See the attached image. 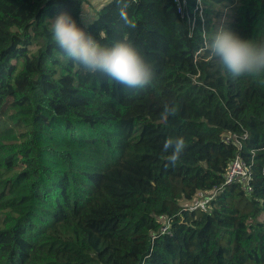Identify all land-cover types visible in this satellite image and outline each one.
Returning <instances> with one entry per match:
<instances>
[{
	"label": "trees",
	"instance_id": "obj_1",
	"mask_svg": "<svg viewBox=\"0 0 264 264\" xmlns=\"http://www.w3.org/2000/svg\"><path fill=\"white\" fill-rule=\"evenodd\" d=\"M126 2L135 28L117 0L89 24V0H0V264H264V77L232 79L209 48L221 27L264 43V0ZM61 11L102 45L130 41L152 84L65 58L49 32ZM237 157L252 193L182 206Z\"/></svg>",
	"mask_w": 264,
	"mask_h": 264
},
{
	"label": "clouds",
	"instance_id": "obj_2",
	"mask_svg": "<svg viewBox=\"0 0 264 264\" xmlns=\"http://www.w3.org/2000/svg\"><path fill=\"white\" fill-rule=\"evenodd\" d=\"M122 6L120 18L131 28L135 23L127 14L126 0H117ZM203 5V0H197ZM85 15V13H84ZM49 32L55 46L65 58L90 73H101L109 82L123 88L143 89L153 82L154 72L134 45L127 40L116 41L111 46L102 45L98 39L79 27L72 15L61 11L50 20ZM212 56L222 70L232 79L241 77H264V43L243 39L235 32L219 28L212 36L209 45ZM264 82V81H261ZM166 113L175 114L176 109L165 108ZM185 147V140L168 138L164 149L173 148L170 160L175 162Z\"/></svg>",
	"mask_w": 264,
	"mask_h": 264
},
{
	"label": "built area",
	"instance_id": "obj_3",
	"mask_svg": "<svg viewBox=\"0 0 264 264\" xmlns=\"http://www.w3.org/2000/svg\"><path fill=\"white\" fill-rule=\"evenodd\" d=\"M179 12H182V8H179ZM252 172L251 167L248 166L240 157H237L233 160L225 174V180L222 186L218 188H214L209 191H200L195 196V198L191 202H187V204H182L186 208L190 210L202 209L204 211H209L210 202L218 196V194L226 187L235 183H240L244 190L250 194L252 193ZM202 195L204 200L198 202V196ZM169 226H165L162 229V232H166Z\"/></svg>",
	"mask_w": 264,
	"mask_h": 264
},
{
	"label": "rangeland",
	"instance_id": "obj_4",
	"mask_svg": "<svg viewBox=\"0 0 264 264\" xmlns=\"http://www.w3.org/2000/svg\"><path fill=\"white\" fill-rule=\"evenodd\" d=\"M90 1V3H91V7L92 8H90V7H85V18H86V20H87V22H88V24L90 23V22H92L95 18H96V16H97V11L96 10H99V8H101L104 4H106L109 0H89ZM228 11L231 13V9H228ZM228 17V14H227V12H223V18H227ZM219 195V194H218ZM202 200H204V197L200 194L199 196H198V202H200V201H202ZM182 204H187V202H182Z\"/></svg>",
	"mask_w": 264,
	"mask_h": 264
}]
</instances>
